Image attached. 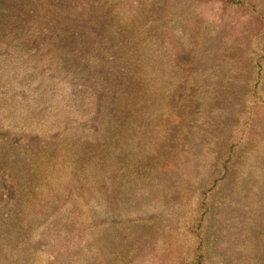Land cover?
Listing matches in <instances>:
<instances>
[{"label":"rangeland","instance_id":"obj_1","mask_svg":"<svg viewBox=\"0 0 264 264\" xmlns=\"http://www.w3.org/2000/svg\"><path fill=\"white\" fill-rule=\"evenodd\" d=\"M101 1L64 0L74 9L73 21L91 28L87 34L72 30L71 23L44 20L38 8L24 7L25 0H0V151L7 157L64 140L90 145L93 161L102 159L104 116L111 119L113 112L106 100L113 101L119 89L120 63L105 55L96 14ZM109 2H120L125 14L132 4L138 9L137 43L154 59L151 99H132L135 127L121 135L122 148L109 156V170L96 176L98 166L88 164L85 173L66 165L54 186L55 201L20 235L4 226L19 206L17 168L0 167V264L173 260L184 248L180 222L193 192L241 129L250 36L258 32L247 10L223 0ZM75 90L92 92L93 106L87 101L70 107ZM250 115L226 181L211 200L207 239L213 264H264V98Z\"/></svg>","mask_w":264,"mask_h":264},{"label":"trees","instance_id":"obj_2","mask_svg":"<svg viewBox=\"0 0 264 264\" xmlns=\"http://www.w3.org/2000/svg\"><path fill=\"white\" fill-rule=\"evenodd\" d=\"M103 1L97 5L96 14L101 15L100 27L104 29L105 35L103 44L107 47L105 55L109 54V56L119 58L118 78L120 84L119 89L114 92L113 101H110L109 98L106 100L107 111L111 112L110 110L113 109V112H111V119H109L111 116L108 114L104 116L105 135L100 143L103 148L98 150L99 157L102 159L93 161L94 153L89 151L90 145L86 146L64 140V142L59 141L54 147L16 149L10 151L9 157L0 151V167H4L6 171L17 168L13 176L17 178L15 183L19 188V206L11 221L4 224L6 228H10L8 231L12 232L13 235L26 232V229L33 224V218L40 215L45 205L55 201L53 195L57 190L54 186L59 182V176L66 165H69L71 169L77 165L76 168L85 173L88 164L98 166L96 176H100L102 172L109 170V156L112 153L116 154L122 148L121 135L130 125L135 127L133 118L134 107L137 104L131 102L132 99L138 100L152 95L150 90L153 85L152 66L154 59L148 49L141 48L137 43V36L141 31H137L136 19L133 18L138 15V9L132 4L126 8V15L120 2ZM223 2L229 8L247 10L258 30L256 34L250 36L251 49L247 56L250 69L243 92V103L247 105V111L241 115V119L243 118L241 129L236 130L232 138L222 147L216 157L212 172L207 175L204 184L199 186L190 198V210L180 222L184 243L182 252L179 255L178 252H175L176 255H173V260L164 264H213L208 256L207 239V223L210 218L212 196L214 191L226 181L233 156L237 147L244 140L243 135L252 116L250 115L252 107L255 102H260V99L264 98V6L257 0H223ZM140 6L141 4L138 7L140 8ZM145 6L147 9L151 7L150 5ZM24 7L38 8L39 15H43L44 20H56L62 27L71 23L72 30H81L87 34L91 31V28L90 30H83L81 19L73 21L74 9L71 5H67L64 0H25ZM166 7L171 8V5H166ZM131 19L133 21L130 22ZM149 25H151L150 18L145 23L146 27ZM59 51L66 52V49L59 48ZM68 54L71 55V53ZM73 65L79 66L74 63ZM84 71L87 70L83 69ZM74 92L67 100L70 107L79 109L84 106L83 102L87 101H89L87 104L93 106L96 96L92 92L81 90ZM90 109L88 107L87 111ZM114 113L118 115H113ZM123 116L124 118H122ZM56 120L60 122L59 119ZM57 121H54V124L58 125ZM62 142L63 146L61 145ZM62 148L64 149L62 150ZM127 156L130 154L128 153ZM133 156L134 154L131 159ZM3 157L8 159L5 164L3 160L6 158ZM142 170L145 173L146 167H142ZM140 172H134L135 179H139ZM18 174H21V177H18ZM36 232L37 229L33 231V233Z\"/></svg>","mask_w":264,"mask_h":264}]
</instances>
